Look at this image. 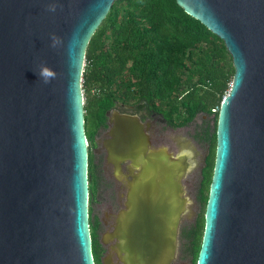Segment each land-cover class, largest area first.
Returning a JSON list of instances; mask_svg holds the SVG:
<instances>
[{"label": "water", "instance_id": "1", "mask_svg": "<svg viewBox=\"0 0 264 264\" xmlns=\"http://www.w3.org/2000/svg\"><path fill=\"white\" fill-rule=\"evenodd\" d=\"M115 1L0 0V264H95L81 78ZM175 1L223 42L234 70L196 264H264V0ZM42 64L57 73L50 83ZM111 124L107 162H129L131 176L118 262L171 264L190 163L150 150L134 117Z\"/></svg>", "mask_w": 264, "mask_h": 264}, {"label": "trees", "instance_id": "2", "mask_svg": "<svg viewBox=\"0 0 264 264\" xmlns=\"http://www.w3.org/2000/svg\"><path fill=\"white\" fill-rule=\"evenodd\" d=\"M228 55L223 42L175 0L115 1L85 49L81 78L85 137L93 141L117 102H145L163 113L174 128L187 126L198 114L213 116L216 122L219 110H212L220 107L233 79ZM203 138L209 142L200 190L206 207L216 135L206 130ZM88 177L93 195L95 175L90 160ZM96 225L89 222L92 256L99 264ZM203 231L201 214L191 242L196 262Z\"/></svg>", "mask_w": 264, "mask_h": 264}, {"label": "flooded vegetation", "instance_id": "3", "mask_svg": "<svg viewBox=\"0 0 264 264\" xmlns=\"http://www.w3.org/2000/svg\"><path fill=\"white\" fill-rule=\"evenodd\" d=\"M115 113L134 117L142 124L144 134L150 142V150L162 155V151L166 149V153L168 152L173 158L184 163H190V168L182 176L181 184L191 202H187L185 212L177 226L175 253L171 261V264H184V247L190 241L192 242L193 230L199 218L197 202L200 201L202 173L206 166L209 145L203 138L204 129L185 134L182 129L187 126L172 127L163 113L149 108L145 102H117L116 106L106 113L105 124L97 130L93 141L89 142L86 138L88 164L90 160L95 175L96 169L102 163V176L109 181L112 196L110 205L107 207L108 211L103 213V217L96 215L91 221L93 226L97 223L96 235L100 245L99 264H122L118 262V253L115 251L118 249L117 246L123 234L121 225H123L122 219L127 209L128 185L131 181L128 172L129 162H120L118 165L107 162L105 146L111 139L109 132L113 127L111 120H113ZM176 130L181 131L177 132ZM90 180H92L91 177ZM184 184H188L189 190ZM94 185L95 191H98L96 180Z\"/></svg>", "mask_w": 264, "mask_h": 264}, {"label": "rangeland", "instance_id": "4", "mask_svg": "<svg viewBox=\"0 0 264 264\" xmlns=\"http://www.w3.org/2000/svg\"><path fill=\"white\" fill-rule=\"evenodd\" d=\"M229 56V55H228ZM85 67V61L83 63V69ZM227 67H232V61L230 59V56L227 58ZM182 115L176 116V121H178ZM216 128V122L214 121L213 116H202L201 114H198L195 119L187 125L186 128H183L185 134H190L193 131L199 132L200 130L204 129L207 130L210 135H213L215 133ZM177 132L181 130H176ZM207 145H209V142H206ZM102 166V163H101ZM99 167L95 171V180L96 184L98 185V191H95L93 195H91V192H89L88 195V214H89V222L93 220L96 215L99 217H103V213L107 212L108 206L110 205V200L112 199L111 196V190L109 186V181L105 180L103 178V170L102 167ZM89 181V179H88ZM91 180L88 182V191H89V185ZM92 183V182H91ZM170 184H168L169 186ZM187 190H189L188 184H184ZM184 187V188H185ZM184 193L186 198L189 202H191L189 195L186 193L184 189ZM98 205H97V204ZM197 214L200 216L201 214H204L205 206L202 203V201L198 200L197 202ZM183 262L184 264H196V260L194 259V253L191 246V241L184 247V255H183Z\"/></svg>", "mask_w": 264, "mask_h": 264}, {"label": "clouds", "instance_id": "5", "mask_svg": "<svg viewBox=\"0 0 264 264\" xmlns=\"http://www.w3.org/2000/svg\"><path fill=\"white\" fill-rule=\"evenodd\" d=\"M56 5H51L50 10L55 11ZM62 43L61 39L55 35L52 37V47H57ZM37 75L43 80L45 84L50 83L51 80L55 79L57 73L47 65H40Z\"/></svg>", "mask_w": 264, "mask_h": 264}, {"label": "built area", "instance_id": "6", "mask_svg": "<svg viewBox=\"0 0 264 264\" xmlns=\"http://www.w3.org/2000/svg\"><path fill=\"white\" fill-rule=\"evenodd\" d=\"M219 110L218 107H216L215 109L212 110L213 113H216Z\"/></svg>", "mask_w": 264, "mask_h": 264}]
</instances>
